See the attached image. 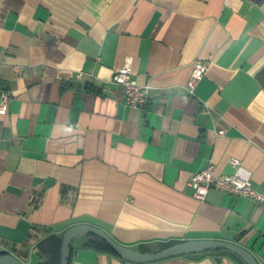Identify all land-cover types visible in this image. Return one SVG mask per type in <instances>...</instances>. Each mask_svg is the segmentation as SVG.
I'll return each mask as SVG.
<instances>
[{"label":"crops","instance_id":"1","mask_svg":"<svg viewBox=\"0 0 264 264\" xmlns=\"http://www.w3.org/2000/svg\"><path fill=\"white\" fill-rule=\"evenodd\" d=\"M124 64L148 86L141 107L112 82ZM4 89L0 253L60 264L66 229L89 223L143 253L220 239L264 264V205L189 183L235 157L264 191V0H0ZM90 239L68 264H247L223 248L134 262Z\"/></svg>","mask_w":264,"mask_h":264},{"label":"built area","instance_id":"2","mask_svg":"<svg viewBox=\"0 0 264 264\" xmlns=\"http://www.w3.org/2000/svg\"><path fill=\"white\" fill-rule=\"evenodd\" d=\"M206 70L207 64L205 62L197 60L193 63L191 74L186 83V90L189 93H194ZM77 75L81 76L82 72H78ZM112 82L122 88L124 100L127 104L133 107H141L147 101L148 86L138 83L129 64H124L117 69ZM10 98V91L4 89L1 94L0 112L7 111ZM230 162L234 167V171L229 174L217 172L216 166L212 162L193 172L189 183L194 189V196L204 200L209 189L215 187L238 196L253 198L264 205V191H259L253 187L251 170L238 158L232 157Z\"/></svg>","mask_w":264,"mask_h":264},{"label":"water","instance_id":"3","mask_svg":"<svg viewBox=\"0 0 264 264\" xmlns=\"http://www.w3.org/2000/svg\"><path fill=\"white\" fill-rule=\"evenodd\" d=\"M202 115L199 116V121ZM91 233L105 240L122 258L134 262H148L171 256L190 254L215 248H223L240 256L247 264H260L255 255L247 248L226 240L220 239H188L169 246L154 253H143L127 247L115 240L107 231L89 223L74 224L66 229L62 238L60 264H68L71 245L76 234ZM0 264H26L20 258L10 253H0Z\"/></svg>","mask_w":264,"mask_h":264},{"label":"trees","instance_id":"4","mask_svg":"<svg viewBox=\"0 0 264 264\" xmlns=\"http://www.w3.org/2000/svg\"><path fill=\"white\" fill-rule=\"evenodd\" d=\"M91 239L86 242V246H92L98 249H104L116 253L115 250L103 239L91 234ZM117 254V253H116Z\"/></svg>","mask_w":264,"mask_h":264}]
</instances>
